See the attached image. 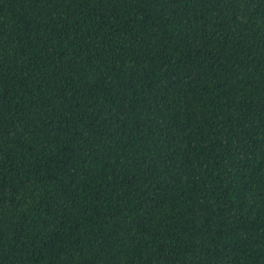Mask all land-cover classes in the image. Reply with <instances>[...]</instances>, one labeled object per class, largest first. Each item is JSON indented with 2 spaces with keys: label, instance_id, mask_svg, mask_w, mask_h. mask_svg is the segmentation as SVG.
I'll list each match as a JSON object with an SVG mask.
<instances>
[{
  "label": "trees",
  "instance_id": "obj_1",
  "mask_svg": "<svg viewBox=\"0 0 264 264\" xmlns=\"http://www.w3.org/2000/svg\"><path fill=\"white\" fill-rule=\"evenodd\" d=\"M0 264H264V0H0Z\"/></svg>",
  "mask_w": 264,
  "mask_h": 264
}]
</instances>
